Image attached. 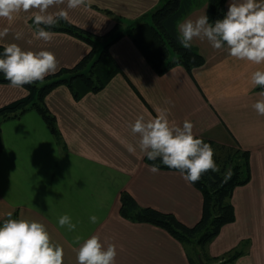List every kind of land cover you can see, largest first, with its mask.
Wrapping results in <instances>:
<instances>
[{"label": "crops", "instance_id": "crops-1", "mask_svg": "<svg viewBox=\"0 0 264 264\" xmlns=\"http://www.w3.org/2000/svg\"><path fill=\"white\" fill-rule=\"evenodd\" d=\"M164 1L90 0L86 8L69 10L68 21L102 35L115 18L137 20ZM230 2L241 0H226L225 13ZM205 10L204 1L180 22L195 20ZM30 19L21 13L12 22L0 20V29L12 30L0 43L49 50L59 69L73 67L88 52L89 46L67 33L54 32L50 43L36 40ZM19 30L24 38L14 40L12 32ZM192 46L203 56V66L191 72L174 66L159 75L128 36L117 40L108 51L120 72L100 91L76 100L60 85L45 96L61 141L35 111L0 119V222L11 213L13 219L43 223L53 241L63 246L64 264H77V235L81 243L98 235L115 244L116 264H189L183 246L166 231L119 214L120 194L127 192L140 207L173 214L188 226L201 215V194L179 171L153 174L145 154L127 151L137 139L129 127L136 117L153 118L157 109H168L170 122L182 126L189 120L197 138L249 152V181L236 187L230 199L234 221L221 228L207 253L218 257L247 241L244 254L229 264H264V116L252 107L264 99L259 96L264 90L250 81L264 64L237 60L228 55L227 46L215 50L206 40L194 39ZM26 95L23 87L0 84V108ZM64 214L76 224L74 232L59 226ZM92 215L99 218L97 223L90 221Z\"/></svg>", "mask_w": 264, "mask_h": 264}, {"label": "clouds", "instance_id": "clouds-1", "mask_svg": "<svg viewBox=\"0 0 264 264\" xmlns=\"http://www.w3.org/2000/svg\"><path fill=\"white\" fill-rule=\"evenodd\" d=\"M89 5L90 0H0V20L12 22L21 13L30 14L33 37L50 43L55 33L48 29L68 20L69 10ZM177 30L179 43L185 49L192 47L194 39L206 40L215 50L227 46L228 55L237 60L264 64V0L230 2L222 19L210 23L207 15H201L195 20L179 22ZM11 31L9 27L0 29V40ZM12 35L14 40L24 38L22 30L12 32ZM59 66L53 52L25 50L14 42L5 44L0 55V73L13 88L43 82L46 76L55 74ZM250 81L253 86L264 89V70L254 71ZM259 96L264 98V91ZM252 107L257 114L264 116V99L257 100ZM129 127L132 136L137 137L135 144L127 145L129 153L135 154L139 150L150 161L159 159L164 166L179 171L186 183L198 182L209 171L220 172L213 148L194 135L193 123L187 119L182 126L170 122L168 109H157L153 118L139 115ZM148 168L153 174L160 171L155 163ZM230 176L229 169L224 174V181ZM11 216L8 213L9 218L0 226V264H64L63 246L53 241L43 223ZM89 219L92 223L99 220L96 215ZM58 224L70 232L76 230V224L67 214L58 218ZM81 240V236L75 237L79 244L77 264H116L118 252L115 244L103 242L98 235H91L82 243Z\"/></svg>", "mask_w": 264, "mask_h": 264}, {"label": "trees", "instance_id": "trees-1", "mask_svg": "<svg viewBox=\"0 0 264 264\" xmlns=\"http://www.w3.org/2000/svg\"><path fill=\"white\" fill-rule=\"evenodd\" d=\"M193 1L166 0L150 13L130 22L115 18L112 28L102 35L81 29L68 20L60 21L57 27L48 30L67 33L84 42L89 46L88 52L73 67L60 68L55 74L46 76L43 82L24 85L27 95L1 107L0 119H17L33 110L48 126L54 138L61 141L54 116L45 105V96L60 85L66 86L76 100L100 91L120 72L108 48L123 36L132 40L145 61L159 75L174 66H181L187 72L203 66L205 60L197 49L193 46L185 49L178 40L177 24L192 10L195 5ZM225 3L226 0H207L205 15L210 23L224 17ZM29 24L33 28L32 18ZM3 48L0 45V55ZM0 84H9L3 73H0ZM257 90L264 89L258 86ZM203 141L213 148L214 160L220 172L209 171L198 182L191 184L202 197L201 215L193 225L183 224L173 214L140 207L127 192L120 194L119 214L128 221L150 224L166 231L183 246L189 264H229L244 254L247 241L218 257H210L207 247L224 225L234 221L230 199L236 187L249 181V152L239 147L224 146L205 139ZM145 162L148 165L155 163L162 170L177 171L164 166L159 159L150 161L146 156ZM229 169L231 176L225 182L224 174Z\"/></svg>", "mask_w": 264, "mask_h": 264}, {"label": "rangeland", "instance_id": "rangeland-1", "mask_svg": "<svg viewBox=\"0 0 264 264\" xmlns=\"http://www.w3.org/2000/svg\"><path fill=\"white\" fill-rule=\"evenodd\" d=\"M204 1L207 2V0H195V1H193V3H195L194 7H195V6H198L201 2H204ZM194 7H193V8H194ZM193 8H192V9H193ZM186 15H187V14H186ZM0 41H1V40H0ZM0 45L4 47V44L0 43ZM32 111H33V110H32ZM217 144H218V143H217ZM224 146H226V145H224ZM227 146H228V145H227ZM229 146H230V145H229ZM196 256H197V255L195 254L194 257L196 258Z\"/></svg>", "mask_w": 264, "mask_h": 264}]
</instances>
